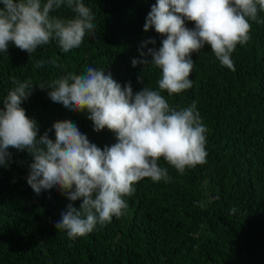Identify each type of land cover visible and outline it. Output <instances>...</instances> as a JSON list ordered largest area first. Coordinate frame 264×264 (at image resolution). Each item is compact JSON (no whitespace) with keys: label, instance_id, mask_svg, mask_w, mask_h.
Returning a JSON list of instances; mask_svg holds the SVG:
<instances>
[{"label":"trees","instance_id":"1","mask_svg":"<svg viewBox=\"0 0 264 264\" xmlns=\"http://www.w3.org/2000/svg\"><path fill=\"white\" fill-rule=\"evenodd\" d=\"M82 2L92 11L94 34L67 53L54 41L31 57L10 44L0 54V100L14 87L12 78L30 80L32 94L20 106L36 122L38 137L55 122L70 120L103 149L116 142L112 132H95L86 111L70 112L36 86L91 66L110 73L122 87L130 83L134 93L155 89L160 70L150 64L133 67L132 60H151L148 48L158 50L165 37L154 28L144 31L156 0ZM52 15L73 13L62 7ZM250 23V39L232 54L234 71L205 46L191 57L192 87L171 97L163 93L177 109L196 103L208 129L206 163L181 175L161 159L169 180L138 182L125 197L123 215L111 223L68 239L55 223L73 202L55 189L35 194L27 184L31 157L9 149L11 162L0 166V264H264V22ZM186 26L194 28L187 21ZM149 39L156 43L141 57L140 46ZM53 59L61 67H54ZM41 60L43 67H35ZM48 135L55 140L54 129Z\"/></svg>","mask_w":264,"mask_h":264},{"label":"clouds","instance_id":"2","mask_svg":"<svg viewBox=\"0 0 264 264\" xmlns=\"http://www.w3.org/2000/svg\"><path fill=\"white\" fill-rule=\"evenodd\" d=\"M0 54L12 44L29 56L43 45L55 42L67 53L79 48L96 25L82 0H0ZM62 7L71 17L52 15ZM264 13V0H156L144 24L165 37L158 50L148 48L147 58L133 59L132 65H151L160 70L155 89L133 92L130 83L121 86L104 69L87 67L83 73H68L40 84L54 103L73 113L87 112L97 133L107 129L116 142L103 149L91 143L77 125L57 121L38 137L36 122L20 106L33 91L30 80L12 78L14 87L0 100V166L12 160L9 149L26 151L31 157L27 184L39 195L58 190L67 200L55 228L68 239L85 236L96 226L111 223L127 208L125 197L144 179L154 183L169 180L163 159L181 175L186 169L206 163L208 129L196 103L184 108L170 106L167 96L179 95L192 87V54L209 46L220 65L235 70L232 54L250 39L252 22ZM186 21L193 23L188 28ZM149 39L141 44H155ZM54 67H61L56 60ZM39 61L35 67H43ZM217 199L219 197L217 196ZM82 201L79 208L76 201ZM235 212V209H232Z\"/></svg>","mask_w":264,"mask_h":264}]
</instances>
